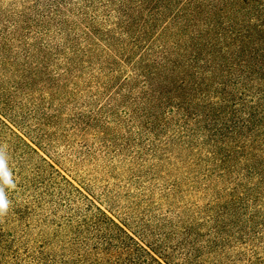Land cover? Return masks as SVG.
<instances>
[{
    "label": "trees",
    "instance_id": "16d2710c",
    "mask_svg": "<svg viewBox=\"0 0 264 264\" xmlns=\"http://www.w3.org/2000/svg\"><path fill=\"white\" fill-rule=\"evenodd\" d=\"M53 132L165 152L208 186L207 223L142 244L40 156ZM0 145L27 210L61 209L35 264H264V0H0Z\"/></svg>",
    "mask_w": 264,
    "mask_h": 264
},
{
    "label": "rangeland",
    "instance_id": "374dc122",
    "mask_svg": "<svg viewBox=\"0 0 264 264\" xmlns=\"http://www.w3.org/2000/svg\"><path fill=\"white\" fill-rule=\"evenodd\" d=\"M52 141L53 148L44 145L48 153L36 148L40 156L117 222L125 224L142 244L163 243L176 252L184 238L180 235L182 224L207 223L209 208L213 206L208 186L200 176L191 174L189 168L187 172L179 169L178 160L167 159L165 152L143 151L140 148L143 144L130 140L127 145L119 140L123 151L111 148L109 155L106 144L92 138L84 142L54 135ZM11 191L20 207L9 209L0 218V264H35L34 257L53 255L57 250L54 242L59 231L56 225L63 221L61 209L54 211L51 205H46L41 210L32 206L28 211L31 195L16 187ZM16 210L21 215H15ZM192 219L196 220L190 223ZM201 228L206 230L204 226ZM246 254L245 251L234 254L235 264H244Z\"/></svg>",
    "mask_w": 264,
    "mask_h": 264
},
{
    "label": "clouds",
    "instance_id": "9594fccd",
    "mask_svg": "<svg viewBox=\"0 0 264 264\" xmlns=\"http://www.w3.org/2000/svg\"><path fill=\"white\" fill-rule=\"evenodd\" d=\"M13 172L9 167V156L5 146L0 145V218L6 216L11 206L6 189H15Z\"/></svg>",
    "mask_w": 264,
    "mask_h": 264
}]
</instances>
